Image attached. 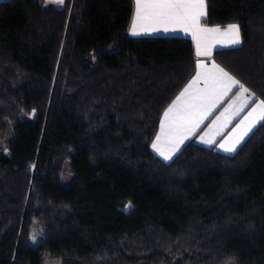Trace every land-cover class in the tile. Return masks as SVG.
<instances>
[{
  "label": "trees",
  "instance_id": "trees-1",
  "mask_svg": "<svg viewBox=\"0 0 264 264\" xmlns=\"http://www.w3.org/2000/svg\"><path fill=\"white\" fill-rule=\"evenodd\" d=\"M206 3L242 34L214 60L264 99V0ZM134 9L0 1V264H264V122L234 153L192 139L163 161L151 144L198 57L131 36Z\"/></svg>",
  "mask_w": 264,
  "mask_h": 264
},
{
  "label": "snow or ice",
  "instance_id": "snow-or-ice-1",
  "mask_svg": "<svg viewBox=\"0 0 264 264\" xmlns=\"http://www.w3.org/2000/svg\"><path fill=\"white\" fill-rule=\"evenodd\" d=\"M63 3V0H57ZM135 11L131 33L140 35L158 31L191 32L196 41V55L211 57L214 43L224 39L230 45L241 43L240 29L230 24L225 30L219 27H202L206 17V0H134ZM195 75L163 112L159 133L151 144L154 153L163 161H171L181 146L194 136L209 118L237 89L235 98L219 113L200 136L206 145H217L226 153H234L245 137L257 124L264 122V99H258L239 79L223 67L198 60ZM250 110L235 124L227 136L219 142L223 130L244 111ZM131 205L126 206V210ZM35 238V237H33Z\"/></svg>",
  "mask_w": 264,
  "mask_h": 264
},
{
  "label": "crops",
  "instance_id": "crops-1",
  "mask_svg": "<svg viewBox=\"0 0 264 264\" xmlns=\"http://www.w3.org/2000/svg\"><path fill=\"white\" fill-rule=\"evenodd\" d=\"M1 1V0H0ZM43 3H45V4H53V5H61L62 3H58L57 2V0H41ZM64 1V0H63ZM134 11H135V9H134ZM206 11H207V3H206ZM134 17V16H133ZM205 18V17H204ZM204 18H202L201 19V26L202 27H219V28H221V30L223 31V30H225L226 29V27L228 26V25H230V24H236V25H238L239 26V24L238 23H236V22H232V23H229V24H227L226 26H220V25H207V24H205L204 22H203V19ZM239 29H240V26H239ZM129 34L131 35V36H133V37H156V36H180V37H186V38H191V39H193V41H194V44H195V48H196V41H195V39L193 38V35H192V33L191 32H183V31H181V30H177V31H169V32H164V31H158V32H151V33H142V34H140V35H133L132 33H131V26H130V29H129ZM240 37H241V43L239 44V45H241L242 44V34H241V30H240ZM239 45H230V44H228L227 43V40L226 39H224L222 42H220V43H214L213 44V47H212V55H211V57H204V56H200V57H198V60H202V61H204L205 63H208L209 65L212 63V62H215L216 64H218V65H220L219 63H217L215 60H214V57H213V55H214V52L216 51V50H218V49H225V48H230V47H235V46H239ZM221 66V65H220ZM221 67H223V66H221ZM224 68V67H223ZM226 71H228L226 68H224ZM229 72V71H228ZM230 73V72H229ZM230 74H232V73H230ZM233 75V74H232ZM234 76V75H233ZM238 79V78H237ZM190 82V81H189ZM247 87V86H246ZM250 89V88H249ZM250 91L252 92V93H254L251 89H250ZM236 92H237V89H233V92L232 93H230L229 94V97L228 98H226L225 99V101H224V103L211 115V116H209V118L207 119V120H205L204 121V123L201 125V127H200V129L197 131V133L194 135V136H192V137H190L188 140H186L185 141V143L181 146V150H182V148L185 146V144L188 142V141H190V140H192V139H194L197 143H199V144H201V145H204V146H209V147H211V146H214L217 150H219V151H221V152H224L222 149H219L218 148V146L217 145H206V144H204V143H202L201 141H200V136L201 135H203V133L205 132V131H207L208 130V126L211 124V122L215 119V117L216 116H218L219 115V113L223 110V108L224 107H226L227 106V104L228 103H230L231 101H232V99H234L235 98V94H236ZM255 94V93H254ZM255 97L257 98V96H256V94H255ZM258 99H260V98H258ZM252 105H249V108H245L244 109V111L243 112H241L240 113V115L239 116H237L236 117V119L235 120H233L232 121V123L231 124H229L228 125V127L227 128H225L224 130H223V133H222V135L221 136H218L217 137V141L219 142L220 140H222L225 136H227L228 135V133L231 131V129L235 126V124L250 110V107H251ZM260 124V123H259ZM259 124H257V126L259 125ZM256 126V127H257ZM255 127V128H256ZM254 128V129H255ZM253 129V130H254ZM253 132V131H252ZM251 132V133H252ZM158 133H159V131H158ZM157 133V134H158ZM251 133H249V135L247 136V137H245V139H244V141L250 136V134ZM244 141H242L241 142V144L237 147V149L244 143ZM180 150V151H181ZM179 153V152H178ZM177 153V154H178ZM224 153H226V152H224ZM227 154H230V153H227Z\"/></svg>",
  "mask_w": 264,
  "mask_h": 264
},
{
  "label": "rangeland",
  "instance_id": "rangeland-1",
  "mask_svg": "<svg viewBox=\"0 0 264 264\" xmlns=\"http://www.w3.org/2000/svg\"><path fill=\"white\" fill-rule=\"evenodd\" d=\"M2 147L5 148L6 145L4 144H0ZM6 151H9L8 148L5 149ZM73 179V174L72 172L70 171V167L68 164L65 165L64 167V171H63V175H62V182L63 184L65 185H69L71 183ZM36 235L38 234L37 233V230L35 231ZM61 261L59 258H54V257H51V256H46L45 258V263L44 264H60Z\"/></svg>",
  "mask_w": 264,
  "mask_h": 264
}]
</instances>
